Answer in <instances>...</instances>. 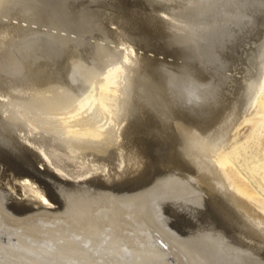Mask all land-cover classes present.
<instances>
[{
    "label": "bare ground",
    "instance_id": "bare-ground-1",
    "mask_svg": "<svg viewBox=\"0 0 264 264\" xmlns=\"http://www.w3.org/2000/svg\"><path fill=\"white\" fill-rule=\"evenodd\" d=\"M255 110L264 0H0V264H264Z\"/></svg>",
    "mask_w": 264,
    "mask_h": 264
},
{
    "label": "rangeland",
    "instance_id": "rangeland-1",
    "mask_svg": "<svg viewBox=\"0 0 264 264\" xmlns=\"http://www.w3.org/2000/svg\"><path fill=\"white\" fill-rule=\"evenodd\" d=\"M247 120L250 124L248 132L223 149L220 158L232 163L264 197V117L255 110L249 119L243 117L239 126Z\"/></svg>",
    "mask_w": 264,
    "mask_h": 264
}]
</instances>
